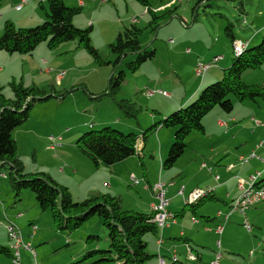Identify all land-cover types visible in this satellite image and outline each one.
Returning <instances> with one entry per match:
<instances>
[{
    "label": "rangeland",
    "instance_id": "374dc122",
    "mask_svg": "<svg viewBox=\"0 0 264 264\" xmlns=\"http://www.w3.org/2000/svg\"><path fill=\"white\" fill-rule=\"evenodd\" d=\"M132 1L143 11V13L138 12L132 17H136L138 20L137 26L143 29L139 36L140 46L142 49H147V51H153L154 56L143 62L140 68L133 72L127 69L126 64L134 61L136 54L129 53L125 55L117 67L118 70L124 71V80L120 89L116 92L115 97L114 95H104L108 79L115 72L113 71L115 56L110 52L109 45L115 42L118 32L130 26L133 21L130 22L128 18L127 21H123L129 13L126 11L124 0L119 1L116 6L117 10L111 5L100 9L101 5L97 4L100 10L97 11L95 17L90 13L87 15L86 8H82L81 12L74 17L75 21L83 26L81 29H86L93 24L90 31V42L98 50L104 61H110V64H97L87 50L83 46H77L74 41L63 42L55 48H50L62 59L63 67L55 68L51 65H45V67H52L54 70L52 74L58 70V72L68 73V77L75 76L74 86H60L56 79L52 80L53 75L50 78L51 81H47L44 77L39 78L38 71L44 66H37L33 74L41 83L39 86L37 85L38 87L54 86L57 92L70 91L63 97L54 94L48 100L36 101L29 109L28 119L12 133L16 141L17 155L24 165L25 172H44L50 174L53 176L49 175L51 178H55L59 182H61L60 177L68 178L67 183L74 194V201L78 198H81L79 200L87 198L88 188L100 186V189H102V181L109 182L110 180L108 174L102 172L108 171L104 168L105 166H99V169L94 168L95 165L76 144L82 133L111 126L125 133H135L138 137V144H142V134L145 130L180 108L179 104L185 101V91L188 93L199 85L190 100L184 102L182 106L192 103L199 96L201 90L221 79L223 69L228 67L233 59V47L229 37L225 34V27H232L235 35L241 38V40H238L240 42H244V38L254 30V25L251 22L252 18L239 10L241 0H149V8L156 15L155 23H150L153 17L144 6L139 5V2ZM38 2L36 0L28 4L29 11L31 10L30 5L38 7L32 19L29 20L27 17V21L16 23V26L31 27L45 21L47 2L43 4L45 11L42 5L39 6ZM64 2L69 7L75 5L73 0H64ZM27 6L18 13H24L28 9ZM11 10L17 12L14 10V0H0V24L7 20L11 21L10 18L6 17V13L10 14ZM131 10L134 9L131 8ZM249 10L252 15L264 13V0H261V2L253 0V5ZM230 24H233V26ZM258 39L257 42L253 41L255 42L253 45L259 43L261 36ZM253 45L249 43V46ZM46 52L47 48L44 47L42 53L46 54ZM5 54L7 55L6 52ZM215 54L224 55L225 58L207 70L203 77L197 76L195 63L197 61H210L211 58L216 56ZM6 55L0 57V67L2 69L3 64L8 59ZM14 67L17 71L20 70L21 62L17 61L10 66V68ZM262 67H264V64L255 71H261ZM24 69L27 72L26 66H24ZM29 77L25 76V78ZM19 82L20 78L17 79L16 83ZM4 87L3 93L5 96L12 98L13 92L10 85ZM87 90L92 91V94L95 95L89 96ZM150 90H162L169 96H163L159 93L147 96ZM230 98L236 103L235 108H233L234 113L240 115L237 124L245 126V131L242 134L249 135V138H251L252 135L248 132L253 130L255 119H251L252 115H242L246 111L245 107H248L249 102H239L232 96ZM127 106L130 107L129 114L124 112V110H127ZM220 111L216 107L203 118L202 123L205 127V134L192 132L186 139V148L182 156L177 159L173 167L163 168V173L174 171V166L178 167L179 164L189 170L192 159L199 158L194 157L195 150L207 152L211 147H214V151H218L226 143L230 144L231 148L234 147L233 154L230 153V155L235 157L236 162L242 163L238 155L244 154L242 156H246L249 153H243L244 151L240 147L235 148L234 141L231 139L232 134L220 137L221 130L215 124L217 121L216 112L221 113ZM222 114L226 117L224 113ZM250 124L252 127H249ZM155 130L157 131L148 130L145 134L146 147L143 150V156H141L143 166L140 161H138L139 164H121L117 167L120 169L118 174L121 175V180H113L114 186L119 190L118 194L113 195L105 189L101 191V194H109L120 198V200L123 198L122 207L140 198L141 186L142 183H145L146 178L150 176L158 178V172H161L160 155L162 156V153L164 155L161 159V163H163L169 147L174 141L175 129L158 126ZM50 134L56 139V142H54L56 150H48L47 148L49 143L47 136ZM160 149L162 153H160ZM226 156L223 155L218 159V162L224 160ZM203 161L207 162L205 158H203ZM76 166H83L84 168L90 166L92 171L84 177V174L80 175L79 169L78 174L74 176L72 170L78 169ZM64 172L66 173L63 174ZM2 173L9 175L8 165L0 167V174ZM132 175L140 180L139 184L132 186L129 181ZM184 182L187 183V181ZM104 184L107 185V183ZM256 184L259 183L256 182ZM80 190L82 193L78 195ZM171 190V187L166 189V198ZM140 202L143 204V201L140 200ZM140 208L132 210L147 213V211H143L146 208L144 204ZM180 209L181 207L178 211ZM252 211H256L254 215L247 211V216L249 222L254 224L253 218L257 217L256 214H264V203ZM8 222L14 224L21 231L23 241L30 243L35 253L31 255L22 248L20 249L21 256L18 263H14L13 259L9 257L2 256L1 264H71L79 260H81L79 264H88L91 259L89 261L82 260L87 251L108 249L107 232L97 216L92 217L70 232L59 231L53 225L50 212L48 210L40 211L35 195L29 188L21 189L16 195L9 177L3 178L0 175V244L2 245H8L9 242L6 233ZM258 222L264 223V215ZM32 223L37 226L34 234L30 229ZM238 223L240 227L236 231L237 234L235 237H230L236 247L241 249L245 239L254 241V244H248L243 253H238L243 255L244 259H251L253 255H247L251 251H255V255L264 258L262 253L264 227L260 230L253 225V230L249 233L243 228L241 221H238ZM88 235H96L99 240L87 243L86 238ZM207 237H211V235ZM213 238L222 240L223 236L218 235ZM257 244H259V247L261 245L260 249ZM205 246L210 248L208 244ZM175 250L180 258L179 249L175 248ZM238 253L230 252L225 256L229 260H234L237 257L242 258ZM191 254L194 259L187 252L188 263L186 262V264H190V262L200 264L199 261L194 263L198 258L196 253L192 252ZM173 262L168 258L165 264H180L179 262L175 263L177 261ZM180 262L185 261L182 258ZM222 263L221 261L220 264Z\"/></svg>",
    "mask_w": 264,
    "mask_h": 264
},
{
    "label": "trees",
    "instance_id": "16d2710c",
    "mask_svg": "<svg viewBox=\"0 0 264 264\" xmlns=\"http://www.w3.org/2000/svg\"><path fill=\"white\" fill-rule=\"evenodd\" d=\"M45 1L47 2L46 19L41 24L16 27L12 22L5 21L0 35V50L10 54H27L44 42L49 48H55L63 42L76 41L78 46H83L87 50L97 64H110V61H104L90 42L91 25L86 29H79L73 24V18L81 11L80 6L69 7L64 0ZM136 1L151 13L153 20L150 23H155L156 15L149 8V1ZM142 30L133 22L119 32L115 42L109 45L110 52L115 56L113 63L115 72L108 79L104 95L115 97L120 89L124 80V71L118 70L117 67L125 55L136 54L135 60L126 64L127 69L133 72L154 56L153 51H147L140 46L139 36ZM225 34L232 44L235 39L234 29L226 26ZM263 64L264 29L259 43L248 48L245 46L240 56H235L233 52L232 62L223 69L220 80L201 90L192 103L180 106L144 131L142 136L145 138L148 130L155 131L158 126L175 129L174 141L163 161L165 168H171L182 156L186 148V139L192 132L203 134L202 120L212 109L218 107L226 113L233 110V100L230 96L241 102L261 100L264 103V84H247L242 80L245 71L258 69ZM9 85L13 92L12 98L6 97L0 86V167L8 165L9 175L4 174V178L9 177L15 194L17 195L23 188H29L35 195L40 211L50 212L53 225L59 231L70 232L97 216L106 229L108 249L87 251L82 260L91 259L88 264H148L152 255L147 250L145 237L149 234L156 235L158 231L153 221V212L141 213L123 209L120 198L109 194H93L83 200L74 201L69 189L48 174L25 172L24 165L17 155L16 141L12 133L28 119L32 105L36 101L48 100L54 94L63 97L70 90L57 92L54 86L24 87L16 82H10ZM124 112L129 114L130 107L127 106ZM137 138L133 132L125 133L111 126H105L99 130L82 133L76 144L95 167H108L136 154L141 161V156L136 151ZM205 197L199 199L198 204L205 200ZM194 206H190V209ZM9 223L11 222L7 225ZM33 225L35 224L30 225V229ZM97 240L99 237L96 235H88L86 238L87 243ZM262 253L264 255V247ZM2 256L12 259L13 254L9 246L0 244V264ZM80 261L71 264H79Z\"/></svg>",
    "mask_w": 264,
    "mask_h": 264
},
{
    "label": "crops",
    "instance_id": "0c3cea01",
    "mask_svg": "<svg viewBox=\"0 0 264 264\" xmlns=\"http://www.w3.org/2000/svg\"><path fill=\"white\" fill-rule=\"evenodd\" d=\"M31 1H36V0H28L27 3H25L19 10H17L16 7L20 3V0H14V10L17 12L11 10L10 14L6 13L7 15L6 17L11 19V21L10 20L7 21L12 22L16 26V23H22L23 21H27V17L29 18V20H31L33 15L36 14V11L38 10L37 6L30 5L31 10L29 11L28 4ZM38 1H39L38 2L39 6L41 7L42 5L45 11L46 9L43 4L46 1L45 0H38ZM73 1L75 2V5L72 6H80L81 9L86 8L85 11L86 14L88 15L90 13V15L92 14L93 17H95L97 11L100 10L102 7H109L111 5L113 8L117 10L116 6L120 0H73ZM134 1L137 2L136 0ZM258 1L261 2V0ZM124 3L126 5V11L129 12L126 15V18L123 20L124 22L127 21V18L129 19L130 22H132L133 19L136 18V17L132 18L133 16L136 15V13L138 12L143 13V11L138 6H136L132 0H124ZM239 3H240L239 10L243 12L246 16L248 15L249 18H252L251 22L254 25V30H252V33L249 36H246L243 40L244 45L246 46V48H248L250 47L249 43L253 45L255 43L253 41H256L259 38V36H261L259 34H261L264 29V13H258L256 15H252L250 13L249 8L253 5V0H241ZM97 4L101 5L100 9H98ZM25 6H27L28 9L25 10L24 13L21 14L18 13L22 11ZM67 6L69 5L67 4ZM131 8H133L134 10L132 11ZM137 22L138 20L136 19L135 23L137 24ZM4 23L0 24V35L3 32ZM121 23L123 24L122 21ZM73 24L79 28L83 27L81 26V24H78V22L76 23L75 18H73ZM92 25L93 24H91V27ZM234 36H235L234 40H241V38L237 37L235 33ZM74 42L77 45V42L76 41ZM44 43H41L36 47L35 50L27 54H16V53L10 54L6 52L7 53L6 55L5 51L0 50V57H5V55L8 56V59L3 64V69L2 67H0V86L2 87L3 92L5 85H8L10 82H16L17 79L19 78H20L19 83H21L24 87H31L34 85L39 86L41 83L38 82V79L33 74L36 71L37 66L39 67L44 66V68L42 69L40 68L38 71L39 78L44 77V79H47L48 81L53 75L52 80L56 79V81L60 83V86H66V87L74 86L73 81H75V76L71 75L68 77V73L61 71L64 72V74L62 77H59L61 72H58V70L52 74V72L54 71L52 67L55 68L63 67L62 59L59 58L54 51L50 50V48L47 46L46 43H45L46 45ZM44 47L47 48L46 54L42 53ZM38 48L40 49L38 50ZM220 56H222V58L217 63H219L223 58H225L224 55H220ZM17 61L21 62V69L18 71L15 67L10 68V66L15 64ZM211 61L212 58L210 61H207V63ZM197 62L194 65L195 69ZM217 63L211 65L210 68L215 66ZM45 65H51L52 67H45ZM24 66H26L27 72L25 71ZM255 70L245 71L242 75V80L247 84H257V83L264 84V67H262L261 71H255ZM203 75H197V76L203 77ZM25 76H30V77L25 78ZM198 87L199 85L196 86V88L190 90V92L188 93L187 91L184 92L185 95L184 102L190 100V98L195 93ZM87 92L89 93V96L90 94L91 96L95 95L92 94L93 92L90 90H87ZM184 102H182L179 105L182 106ZM243 102H249L248 103L249 105H247L248 107H245L246 111L242 115L245 116L252 115L251 119H255L253 130L251 132H248V134L252 135L251 138H249V135L242 134L245 131V126L243 124H237V121L240 119V115L235 114L233 110L230 113H226L219 108L221 110L220 111L221 113L216 112L217 121L215 122V124L221 130L220 137H224V136H228L229 134H232L231 139L234 141V145L236 149L240 147L241 150L244 151L243 153L245 154L249 153V155H251L252 153L255 154L258 153L259 154L258 156L262 157V155L264 156V148L260 146V142L264 138V103L261 100L243 101ZM235 106L236 103L233 101V108H235ZM222 113H224L226 117H224ZM249 127H252V125L250 124ZM204 134H205V127H204L203 135ZM52 137L53 140H51ZM142 138H143L142 144H138V138L136 143V151L138 154H140V156H143V150L146 147V143H145L146 137L144 138L142 136ZM58 139L60 140L61 138L59 137ZM47 141H49V143L47 144L48 150H56L55 148L56 145L54 144V142H56V139L52 134L47 136ZM52 145L53 147H51ZM229 145L230 144L228 143L223 144L218 151H214V147H211V149H209L207 152L204 151L198 152L195 150L194 157H199V158L192 159V162L190 163L192 165L189 168V170L188 168H185L179 164L178 167L174 166L175 168L174 171L170 173H163L162 171L163 168L164 169H169V168H165L163 166V163H161L162 156L164 157V155L160 149V153H162V156L160 155L161 172L160 171L158 172L159 173L158 178L157 177L154 178L153 176L146 178L145 183L144 184L142 183L141 186L142 190L140 193V198L138 200H134L131 203H128L127 206L122 207L126 210L129 209L136 210V209H141L140 207H143L144 204L146 208L143 211H147V213L150 212L154 213V207L157 206L159 203L158 192L157 190L154 189V186L158 183H162L165 192L166 189H169L170 187L172 188L167 198L165 196L167 200V205L165 209L169 214H171L172 218L167 219L166 225L163 226L162 228L158 227L157 223L154 221L157 225V230H158L157 234L156 235L150 234L145 237V241L147 243V250L152 255V258L149 260L148 264H159V259H163L166 262V259L168 258L171 260L173 254H175L177 257L176 260L177 262L174 261L175 263L179 262L180 264H186V262L188 263L187 260L188 249L190 250L191 253L194 252L198 256V258L194 261V263H197L199 261L200 264H211V262L214 261L216 257H218V264H220L221 261L223 262L222 264H242L243 262L244 264H258V263L264 264V258L260 257L259 255H255V251L254 252L251 251L250 254L248 255L246 254L247 256L253 255L251 259H244V256L239 254L241 252L243 253L247 249L248 244H254V241L252 239L250 240L245 239L241 249L236 247V244L233 242V239H230V237L232 236L235 237V235L237 234L236 231L238 227H240L238 221H241V225L243 226V220H244V216L241 213H239L238 211L231 210L232 204L234 200L238 198L248 187L251 180H253L255 183L256 182L260 183L261 181L262 183H264V162L257 158H250L247 162H242L239 159L242 163L236 162L234 160L235 157L231 156L233 154L234 147L231 148ZM223 155H227V156L224 158V160L218 162V159H220ZM242 155L244 154H239L238 157L239 156L241 157ZM249 155L242 157H247ZM203 158H205L207 162L203 161ZM138 161H140V158L136 154L118 163H115L111 166L108 167L103 166L108 171H102V172L108 174L110 180L109 182L103 180L101 183V188L108 190L109 193L113 195H117L118 194L117 192L119 190L113 184V180L115 179L121 180L120 179L121 175L118 174V172H120V169H118L117 167H119L123 163L139 164ZM140 164L142 165L143 162L140 161ZM76 167L78 169L72 170L73 172L72 174L74 176L78 174L79 169H80V175L84 174V177H86V175L92 171L90 166H88L87 168H84L83 166H76ZM94 168L99 169L100 167H94ZM65 173L66 172H64L63 174ZM131 177L129 178V181L132 183V186L140 183V180H137L135 176L134 178L137 182L134 183ZM60 179L61 182H59V180H56L54 178V180H56L58 183L66 186L69 189L73 198L74 194L69 184L67 183L68 178L60 177ZM184 181H187V183H185ZM104 183H107V185H104ZM102 189H100V186H94L92 188H88L86 192V197H89L88 195L101 194ZM195 189H209L210 193L206 195L208 198L205 197L206 199L201 201L199 204L198 202L200 200L196 202H188L189 194ZM81 193L82 191L80 190L78 195H81ZM149 193L151 194V196ZM79 199L81 198H78L77 200ZM140 200L143 201V204L140 202ZM262 203L249 208L247 211H250L254 215V213L257 210L256 211H252V210L254 208H257V206H260ZM121 204L123 205V198H121ZM192 205L195 206L194 208L190 209V206ZM185 206H187V208L184 209ZM126 207H133V208H126ZM180 207L181 209L178 211ZM247 215L248 213H246V216ZM263 215L258 213L256 214L257 217L255 218L252 217L254 224L250 223L251 231H247L244 228V226L243 228L249 233L252 232L253 225L257 227V229L260 230L263 229L264 223L258 222V220L262 218ZM209 235H211V237H207ZM218 235H222L223 239L215 240V238H213L214 236L216 237ZM160 238L161 241L159 242ZM206 244L210 245V248L205 246ZM257 245L258 248L260 249L261 245L260 247L259 244ZM7 246H9L11 249L10 241L8 242ZM175 248L179 249L181 253L180 258L178 257ZM205 249L207 251H204ZM222 251L226 253H223ZM230 252H237V253L239 252L238 254L241 255L242 258L237 257L234 260H229L228 258H226L227 256L225 255ZM182 258L185 261L183 263L180 262V259ZM190 264H193V262L192 263L190 262Z\"/></svg>",
    "mask_w": 264,
    "mask_h": 264
},
{
    "label": "built area",
    "instance_id": "2783aa9c",
    "mask_svg": "<svg viewBox=\"0 0 264 264\" xmlns=\"http://www.w3.org/2000/svg\"><path fill=\"white\" fill-rule=\"evenodd\" d=\"M27 1L28 0H21L20 3L17 5L16 9L19 10L25 3H27ZM135 21H136V18L133 19V22H135ZM241 44H242V42H240L238 40L232 41L233 49L237 48ZM221 58H222V56L216 55V62H208V63L202 62V61L197 62L195 72L197 73V75H203L210 68L211 65H214L215 63H217ZM63 74H64V72H61L59 77H62ZM156 93H159L163 96H169V94H167L166 92H164L162 90H150V91H148L147 95L151 96V95L156 94ZM51 140H53V137ZM260 146H262L264 148V138L260 142ZM51 147H53V145ZM250 158H257V159L264 162V156L260 157V156L256 155L255 153H252L251 155H249L247 157L241 156L239 159L242 162H247ZM1 176H3V178H4V174H1ZM131 178L134 181V183L137 182L133 175ZM154 189L157 190V192H158L159 203L157 206L154 207L153 221H155L157 223L158 227L162 228L163 226L166 225V221L168 219V212L165 209V207L167 205V200L165 198V190H164L162 183L156 184L154 186ZM179 193H181V192H179ZM208 193H210L209 189H195L194 191H192L189 194L188 202H196L199 199L205 197ZM258 202H264V189H257L255 194H251L250 196H242V194H241L238 198H236L234 200V202L232 204L231 210L238 211L239 213H241L244 216L243 225H245L247 231H251V224H250V222L246 216L247 210L251 207H254L255 203H258ZM6 230H7L8 239L11 242V249L13 252L12 259H13L14 263H18L19 257L21 256L20 249H22V248H24L31 255H33L35 253L34 249L30 245V243L23 242L21 231L14 224L9 223L7 225ZM31 230H32V233H34L35 225H33L31 227ZM160 241H161V238L159 239V242ZM190 257L192 259H194L192 254ZM171 260L172 261L177 260V257L175 254L172 255ZM159 264H165V261L163 259H159ZM211 264H218V257H216V259L214 261H212Z\"/></svg>",
    "mask_w": 264,
    "mask_h": 264
},
{
    "label": "bare ground",
    "instance_id": "6f19581e",
    "mask_svg": "<svg viewBox=\"0 0 264 264\" xmlns=\"http://www.w3.org/2000/svg\"><path fill=\"white\" fill-rule=\"evenodd\" d=\"M244 47H245V45L242 42V44L240 46H238L237 48H234L233 49V52H234L235 56H240L242 54L243 50H244ZM211 62H216V56H214L212 58V61ZM257 189H264V183L263 184H260V185H257L253 180H251V182L248 185V187L242 193V196H250L251 194H255V192H256ZM260 203H262V202L255 203V205H258ZM169 218H172V216H171V214L168 213V219ZM243 226L246 229L245 225H243ZM35 230H36V226H35ZM188 253L191 256V252H190L189 249H188Z\"/></svg>",
    "mask_w": 264,
    "mask_h": 264
}]
</instances>
